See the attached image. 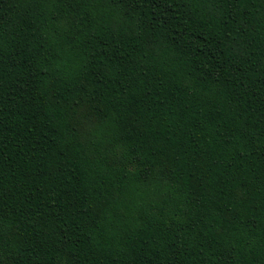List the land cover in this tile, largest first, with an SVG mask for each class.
Listing matches in <instances>:
<instances>
[{"label": "trees", "instance_id": "1", "mask_svg": "<svg viewBox=\"0 0 264 264\" xmlns=\"http://www.w3.org/2000/svg\"><path fill=\"white\" fill-rule=\"evenodd\" d=\"M0 264H264V0H0Z\"/></svg>", "mask_w": 264, "mask_h": 264}]
</instances>
